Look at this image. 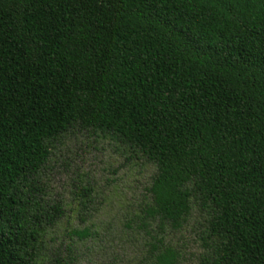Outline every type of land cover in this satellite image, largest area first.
Returning <instances> with one entry per match:
<instances>
[{
  "label": "trees",
  "instance_id": "1",
  "mask_svg": "<svg viewBox=\"0 0 264 264\" xmlns=\"http://www.w3.org/2000/svg\"><path fill=\"white\" fill-rule=\"evenodd\" d=\"M77 129L155 168L149 264L181 263L166 235L195 212L198 264H264V0H0V264H77L97 238L59 241L42 185Z\"/></svg>",
  "mask_w": 264,
  "mask_h": 264
},
{
  "label": "rangeland",
  "instance_id": "2",
  "mask_svg": "<svg viewBox=\"0 0 264 264\" xmlns=\"http://www.w3.org/2000/svg\"><path fill=\"white\" fill-rule=\"evenodd\" d=\"M154 171L101 133L73 130L55 145L41 176L50 203L61 201L66 207L54 235L70 243L67 233L72 229L89 227L98 233L95 240L80 244L77 264H149L143 209ZM88 193L93 204L82 222L79 213ZM202 230V217L195 212L182 230L167 232V241L182 253L180 264H198Z\"/></svg>",
  "mask_w": 264,
  "mask_h": 264
}]
</instances>
